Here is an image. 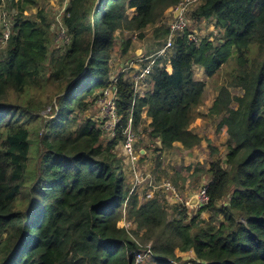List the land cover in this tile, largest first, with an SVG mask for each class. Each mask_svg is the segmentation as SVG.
<instances>
[{"label": "trees", "instance_id": "trees-1", "mask_svg": "<svg viewBox=\"0 0 264 264\" xmlns=\"http://www.w3.org/2000/svg\"><path fill=\"white\" fill-rule=\"evenodd\" d=\"M179 1L69 0L61 52L51 49L44 9L23 18L37 0L13 1L19 12L0 59V264H134L143 247L117 224L123 209L146 238L157 232L156 264H264V0H202L142 97L133 101V83L122 74L110 79L115 33L142 38ZM190 21L212 22L213 39L190 41ZM168 33L154 27L161 44ZM232 59L233 70L222 71ZM195 65L216 91L205 113L206 81L194 77ZM106 90L119 118L109 140L102 122L84 115ZM198 117L218 119L227 134L224 158L205 170L208 202L199 213L212 214L188 219L187 206L175 203L167 219L162 201L139 203L136 189L130 192L113 150L129 118L154 151L176 142L193 150L202 141L191 127Z\"/></svg>", "mask_w": 264, "mask_h": 264}, {"label": "rangeland", "instance_id": "rangeland-1", "mask_svg": "<svg viewBox=\"0 0 264 264\" xmlns=\"http://www.w3.org/2000/svg\"><path fill=\"white\" fill-rule=\"evenodd\" d=\"M69 3V0H37L34 7L26 8L22 15L23 18L34 19L36 18V13L40 9H44L48 17L51 19V36L52 43L51 49H54L57 52H61L65 42L67 41V36L65 34V27L62 23V16L65 10V7ZM17 7H15V14L18 13ZM14 13V10L11 11V14ZM128 15L131 16L132 13L129 10ZM167 15L166 13L160 20L155 24L154 27L165 25ZM190 26L192 27L191 32L198 38L209 37L213 39L215 36L214 29L211 30L210 26H213L212 22L205 23H195L190 21ZM154 27L149 26L143 32V37L139 38L137 32L123 31L115 33V48L110 52V79L115 78L117 74H122L123 77H126L131 80L132 74L136 71V67L142 66L146 60L136 61V58L140 55L142 57L152 58L161 44V41L156 39L153 35ZM214 28V27H213ZM130 40V43L125 52L123 48L125 46L126 39ZM4 48H0V59L4 55ZM171 54H173V49L160 58V61H165ZM134 65V66H133ZM234 60H230L227 64L222 67V71L231 72L234 68ZM122 69H124L122 71ZM200 69V68H199ZM198 71L194 69V74H197ZM201 73V69L199 70ZM196 76V75H195ZM198 78V77H196ZM206 81V87L204 92V104L199 107V111L205 113L207 108L211 105L213 99L216 96V91L211 83L205 76L202 77ZM214 80L220 82V77L217 75ZM232 90V89H231ZM102 99V97L100 98ZM105 107V105H104ZM48 111L45 110L44 113ZM93 115V119H98L102 122L103 129V138L109 140L112 136L109 134V131L104 128L106 119L103 117L102 106L99 104V101L96 102V106L87 111L84 115ZM54 115V114H53ZM46 116V117H53ZM104 123V124H103ZM218 119L216 118H196L191 127L194 132L201 135L202 141L201 144L192 150H184L180 144L179 146L173 145L172 148L163 150L161 152L154 151V141L146 138V136L138 137L136 132V144L135 148L137 150L145 148L147 150V156L145 160L139 159L138 161V172L141 179V182L136 186V193L138 194L139 203L144 202L147 199L157 198L162 201L164 210L166 212V218H170V214L174 210V202L170 200L171 193H167L164 189H153L152 185H159L162 180H169L171 182L172 178L178 179L177 186L174 187L178 190L179 195L182 199L181 205L187 206V217L188 219L197 213H199V208L196 205H191L188 201L194 196L199 190L200 183L210 179L205 173V170L208 166V163L211 159H223L227 152V134L225 127L218 129L217 127ZM107 127V124L105 125ZM114 154L120 160V166L122 171L126 175L128 182L132 180L131 174H129L126 165L124 164V156L121 153V143L115 146L113 150ZM189 152V153H188ZM193 172L194 170H197ZM195 173L198 176H195ZM209 181V180H208ZM172 183V182H171ZM173 184V183H172ZM147 193H151L150 197H147ZM165 195L167 197H165ZM127 211L123 209V219L117 224L122 225V223H127V230L131 232V236L140 244V245H152L153 236L156 235V231L152 233L151 237L146 238L144 236L145 232L143 230H137L135 224L124 219V216L127 215ZM211 211H201L199 213V219L207 220L209 219ZM175 215V214H174ZM218 219H221L219 215ZM178 254H180L177 251ZM191 254V253H190ZM184 257L183 259H186ZM145 264H156L154 258L149 257L146 259Z\"/></svg>", "mask_w": 264, "mask_h": 264}, {"label": "built area", "instance_id": "built-area-1", "mask_svg": "<svg viewBox=\"0 0 264 264\" xmlns=\"http://www.w3.org/2000/svg\"><path fill=\"white\" fill-rule=\"evenodd\" d=\"M13 1L17 0H0V48L3 49L9 40L11 34V26L14 24L13 16L15 14V7L13 6ZM202 0H180L176 6L170 7L166 11V21L165 26L168 28L169 33L166 39L156 50L152 58L138 56L135 62L146 60L145 63L136 67V71L132 74L131 82L133 83V101L136 97H142L147 91L143 89L146 88L149 79L154 71L155 66L160 67L162 61L160 58H163L169 50L172 49V42L175 36L180 35L188 24L187 13L194 9ZM177 6H180L179 14L174 17L173 12ZM14 10V13L11 14V11ZM188 39L194 43H198V39L192 32L188 35ZM157 61L158 64H157ZM134 66V65H133ZM124 69H122L123 71ZM104 96L102 99H99V104L102 106L103 117L106 119L104 128L109 131L111 136L114 135V130L116 124L118 123V116L116 113V97L113 94H110L109 91H104ZM105 105V107H104ZM125 138L121 143V153L124 156V161L127 164V168L132 176V192L137 184L141 182V177L138 172V161L140 158L141 150L135 148L136 136L132 128L131 118L128 119L127 125L124 129ZM208 183H204L199 187L197 194L198 203L197 208H200L207 204L208 196L206 194ZM153 189H164L167 193H171L170 200L175 203H182V199L179 195L178 190L170 183L168 180H162L159 185H152ZM147 196L150 197L151 193H147ZM165 197H167L165 195ZM127 224V223H126ZM125 223H122V226L127 227ZM143 249L136 252L134 257V264H145L147 258L151 257V246L142 245Z\"/></svg>", "mask_w": 264, "mask_h": 264}, {"label": "crops", "instance_id": "crops-1", "mask_svg": "<svg viewBox=\"0 0 264 264\" xmlns=\"http://www.w3.org/2000/svg\"><path fill=\"white\" fill-rule=\"evenodd\" d=\"M210 29L211 30H213L214 28H213V26H210ZM141 57H142V55H140ZM196 68V70L198 71V73L197 74H194V77L196 78V77H198V78H196V79H202V77L204 76V69L202 68V67H200V66H198V65H195L194 67H193V71H194V69ZM201 69V73H199V70ZM196 75V76H195ZM150 88V79H149V81H148V84H147V86H146V88L145 89H143L144 91H147L148 89ZM142 115H144V112H143V114ZM147 122H149V119H147ZM199 135V134H198ZM200 137H201V135H199ZM179 144L180 143H178V142H176V143H174V145H177V146H179ZM180 146H181V144H180ZM182 147V146H181ZM141 151H143L142 153H145V151L143 150V149H141ZM188 151H190V150H188ZM191 152H193V150L191 151ZM189 153V152H188ZM208 177H210L209 175H208ZM209 181H210V179H208ZM208 180H205V181H203V182H201L200 183V186L202 185V184H204V183H208L209 181ZM199 186V187H200ZM178 254V253H177Z\"/></svg>", "mask_w": 264, "mask_h": 264}, {"label": "water", "instance_id": "water-1", "mask_svg": "<svg viewBox=\"0 0 264 264\" xmlns=\"http://www.w3.org/2000/svg\"><path fill=\"white\" fill-rule=\"evenodd\" d=\"M180 12V6H177L173 12V15L174 17H176ZM143 151H141L142 153ZM189 204L191 205H197L198 203V198H197V195H194L189 201H188Z\"/></svg>", "mask_w": 264, "mask_h": 264}]
</instances>
